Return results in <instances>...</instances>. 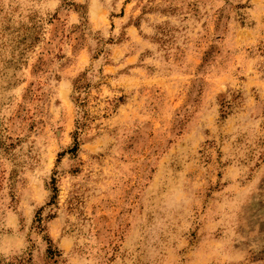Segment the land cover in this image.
<instances>
[{
    "label": "rangeland",
    "instance_id": "1",
    "mask_svg": "<svg viewBox=\"0 0 264 264\" xmlns=\"http://www.w3.org/2000/svg\"><path fill=\"white\" fill-rule=\"evenodd\" d=\"M0 264H264V0H0Z\"/></svg>",
    "mask_w": 264,
    "mask_h": 264
}]
</instances>
